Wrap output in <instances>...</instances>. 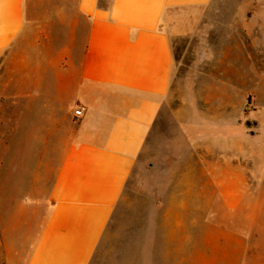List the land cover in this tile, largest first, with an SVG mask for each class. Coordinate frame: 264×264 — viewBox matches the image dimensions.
Here are the masks:
<instances>
[{"label": "crops", "instance_id": "obj_1", "mask_svg": "<svg viewBox=\"0 0 264 264\" xmlns=\"http://www.w3.org/2000/svg\"><path fill=\"white\" fill-rule=\"evenodd\" d=\"M224 2L53 0L62 27L54 39L42 5L49 0H0V112L6 100L15 107L14 173L6 170L0 191V264H89L169 91L172 12L209 11L217 20ZM231 228L205 235L201 264H264L250 254L262 247Z\"/></svg>", "mask_w": 264, "mask_h": 264}, {"label": "rangeland", "instance_id": "obj_2", "mask_svg": "<svg viewBox=\"0 0 264 264\" xmlns=\"http://www.w3.org/2000/svg\"><path fill=\"white\" fill-rule=\"evenodd\" d=\"M52 1L42 5L56 39ZM226 1L217 20L172 12L169 91L89 264H201L205 235L234 226L264 256V4ZM14 66L11 52L3 91L13 92ZM14 113L6 100L0 191L14 173Z\"/></svg>", "mask_w": 264, "mask_h": 264}, {"label": "built area", "instance_id": "obj_3", "mask_svg": "<svg viewBox=\"0 0 264 264\" xmlns=\"http://www.w3.org/2000/svg\"><path fill=\"white\" fill-rule=\"evenodd\" d=\"M74 114H75V116H81V110H76V111L74 112Z\"/></svg>", "mask_w": 264, "mask_h": 264}]
</instances>
